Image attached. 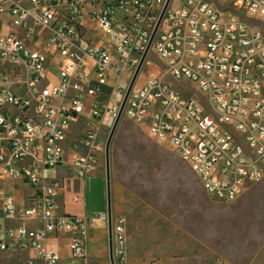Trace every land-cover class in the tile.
Masks as SVG:
<instances>
[{"label":"built area","instance_id":"built-area-1","mask_svg":"<svg viewBox=\"0 0 264 264\" xmlns=\"http://www.w3.org/2000/svg\"><path fill=\"white\" fill-rule=\"evenodd\" d=\"M223 1H0V15L19 29L0 33V61L9 63L0 67V177L32 189L16 211L8 196L2 203L3 218L19 225L0 222V264H58L62 240L67 264H86L88 231L95 218L108 222V213L56 211L61 182H46L43 172L72 167L90 174L105 151L99 131L113 126L150 40L164 71L132 87L122 115L167 142L213 200L233 201L264 176V0H227V14L214 6ZM86 6L107 34L123 14L112 48L82 38ZM165 75L196 84L203 96L182 94ZM85 112L90 127L71 133ZM125 225L124 215L112 225L114 264H127Z\"/></svg>","mask_w":264,"mask_h":264},{"label":"rangeland","instance_id":"rangeland-1","mask_svg":"<svg viewBox=\"0 0 264 264\" xmlns=\"http://www.w3.org/2000/svg\"><path fill=\"white\" fill-rule=\"evenodd\" d=\"M223 2L214 6L222 14H227L228 1ZM87 14L88 6L81 17L86 27L82 38L101 41L112 48L113 37L121 35L119 27L123 14L117 12L111 34L102 32L97 21ZM6 24L12 26L6 15H0L2 32L7 29ZM12 27L13 31H18ZM41 39L44 42L45 35H41ZM144 61L134 89L164 71V61L154 50L147 53ZM4 63L0 61V67ZM129 76L127 72L122 74L123 84L127 83ZM164 77L171 87L186 96H203L196 84L167 75ZM90 119L88 112L80 115L71 125L70 132L79 135L90 127ZM109 132L104 128L99 131L104 145ZM109 157L111 202L115 207L118 184L125 195L123 215L126 217L128 257L135 264H159L164 257L175 258L179 264H214L217 261L264 264V176L247 185L233 201L213 200L187 161L178 157L167 142L159 143L150 138L146 126L136 124L126 115L121 116L116 127ZM0 192L2 218L1 207L7 196L14 200L16 211L24 205L31 187L18 178L3 176L0 177ZM84 202L87 213L107 212L105 155L85 177ZM12 224V221H6L4 227Z\"/></svg>","mask_w":264,"mask_h":264},{"label":"crops","instance_id":"crops-1","mask_svg":"<svg viewBox=\"0 0 264 264\" xmlns=\"http://www.w3.org/2000/svg\"><path fill=\"white\" fill-rule=\"evenodd\" d=\"M12 26H10L9 24H6L7 29H5L4 32L0 30V33L2 34L7 31L13 30ZM56 70L57 69L54 67L51 68L50 72H51L52 77L56 76ZM70 168L71 167L69 168L59 167V168L54 169L53 171L43 172V175L47 177L46 182H48L50 178L52 177L57 178L61 182V185L55 190V196H54L55 210L61 213H70L73 215H96L94 213L90 214L86 212V204L84 202L85 177H81L77 175L76 172H74V170H70ZM116 192H117V202L115 204V207L112 206V202H111V226L117 221L118 216L124 214L123 212L125 209V195H124L122 187L118 184H116ZM31 194H32V189H31V193L25 198L24 205H26L27 199ZM74 196H82V197H81V200L74 201L73 200ZM10 199L14 203V200L12 198ZM24 205H22V207ZM102 213H105V212H102ZM6 221L8 220L4 219L2 215V218H0L2 227H4V222ZM12 222L13 224L9 227H16L19 225L18 221H12ZM7 227H4V228H7ZM0 235H1V232H0ZM64 243H65V240L60 241L61 259L58 264L68 263L67 262V251L64 247ZM84 253L86 257L84 260V263L86 264H111L110 255H109L108 222H104L103 220L98 219V218H95L93 220L91 228L89 229L88 234L85 239ZM3 257H7V255ZM8 263H11V261H8ZM127 264H135L132 259H129L128 253H127ZM159 264H179V261L172 257H164L160 260Z\"/></svg>","mask_w":264,"mask_h":264},{"label":"water","instance_id":"water-1","mask_svg":"<svg viewBox=\"0 0 264 264\" xmlns=\"http://www.w3.org/2000/svg\"><path fill=\"white\" fill-rule=\"evenodd\" d=\"M150 45H151V40L148 43V45H147V47H146V49H145V51L141 57L140 63H139L137 69L135 70V72L133 74L131 82H130L127 90H126V93H125L124 99L122 101L121 107H120L118 114L116 116L115 122L110 129L107 141L105 143L104 155H105V176H106V181H107V213H108V230H109V255H110V260H111L112 264H114V263H113V252H112V226H111V194H110L111 173H110V157H109L110 143H111L112 137L114 135V132L116 130V127L119 123V120L122 116L123 109H124L125 103L127 101V98L131 92V89H132V87H133V85H134V83L138 77V74L140 72V69L144 63L146 55L150 49Z\"/></svg>","mask_w":264,"mask_h":264},{"label":"bare ground","instance_id":"bare-ground-1","mask_svg":"<svg viewBox=\"0 0 264 264\" xmlns=\"http://www.w3.org/2000/svg\"><path fill=\"white\" fill-rule=\"evenodd\" d=\"M145 62V61H144ZM141 69H142V67H141ZM141 69H140V71H141Z\"/></svg>","mask_w":264,"mask_h":264}]
</instances>
